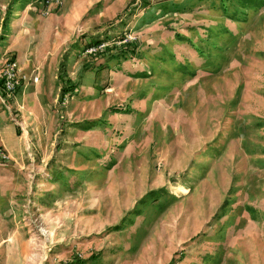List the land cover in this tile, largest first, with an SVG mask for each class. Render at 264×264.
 <instances>
[{"label": "rangeland", "instance_id": "rangeland-1", "mask_svg": "<svg viewBox=\"0 0 264 264\" xmlns=\"http://www.w3.org/2000/svg\"><path fill=\"white\" fill-rule=\"evenodd\" d=\"M22 57L0 264H264V0H0Z\"/></svg>", "mask_w": 264, "mask_h": 264}, {"label": "built area", "instance_id": "built-area-1", "mask_svg": "<svg viewBox=\"0 0 264 264\" xmlns=\"http://www.w3.org/2000/svg\"><path fill=\"white\" fill-rule=\"evenodd\" d=\"M47 6H61L63 4V0H44ZM105 44H99L97 46H92L90 51H99L103 49ZM2 81L0 85V94L2 96L10 97L15 95L23 83L27 79L25 75L21 72L20 62L17 59H8L6 64L2 70ZM33 82H38L39 77L34 76ZM10 159V153L7 150L6 146L3 143V139L1 140V132H0V161H7Z\"/></svg>", "mask_w": 264, "mask_h": 264}, {"label": "crops", "instance_id": "crops-1", "mask_svg": "<svg viewBox=\"0 0 264 264\" xmlns=\"http://www.w3.org/2000/svg\"><path fill=\"white\" fill-rule=\"evenodd\" d=\"M31 58H33V55H31ZM16 59H18V58H16ZM28 59L26 58V57H22V58H20V60L18 59V61L20 62V66H21V72H22V74L23 75H25L26 77H27V79L25 80V82L23 83V85H22V87L20 88V90H19V92H21V93H18V95H15L14 97H13V100L14 99H17L18 98V96L19 97H21L22 98V100L24 99V98H28V93H33V97H32V100H35L37 97H34V95L35 94H37V95H39V94H41V95H43V92H46L45 91V87L47 86L46 84H45V82L43 81V83L42 82H40V77L38 76V75H36V76H38L39 77V80H38V82H33V75L34 74H31V73H33V72H31L30 71V67H28L27 66V64H29V63H25V62H28L27 61ZM23 63V64H22ZM0 98L2 99V98H4V96H2L1 94H0ZM29 99V98H28ZM29 100H31V99H29ZM42 100H46L45 98H43ZM17 101V100H16ZM41 101V98H39V102ZM7 105V104H6ZM1 112V111H0ZM4 114V115H3ZM8 117V114L7 113H5V111H4V113L3 112H1L0 113V124L2 125L3 124V126L5 127V128H7V126H8V121H5L4 119H6ZM3 143H4V140H3ZM5 145V144H4ZM6 146V145H5ZM8 149V148H7ZM9 150V152L11 153V148L10 149H8ZM12 153H11V157H12ZM2 162L0 161V165L2 166ZM0 166V167H1Z\"/></svg>", "mask_w": 264, "mask_h": 264}, {"label": "trees", "instance_id": "trees-1", "mask_svg": "<svg viewBox=\"0 0 264 264\" xmlns=\"http://www.w3.org/2000/svg\"><path fill=\"white\" fill-rule=\"evenodd\" d=\"M94 45H99V43H96V44H94Z\"/></svg>", "mask_w": 264, "mask_h": 264}]
</instances>
